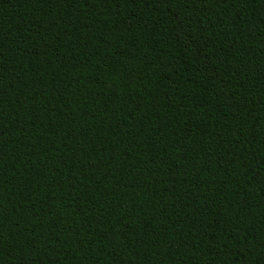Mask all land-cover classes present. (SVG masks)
<instances>
[{"label":"trees","instance_id":"obj_1","mask_svg":"<svg viewBox=\"0 0 264 264\" xmlns=\"http://www.w3.org/2000/svg\"><path fill=\"white\" fill-rule=\"evenodd\" d=\"M0 264H264V0H0Z\"/></svg>","mask_w":264,"mask_h":264}]
</instances>
